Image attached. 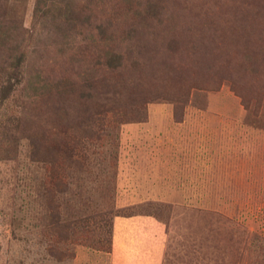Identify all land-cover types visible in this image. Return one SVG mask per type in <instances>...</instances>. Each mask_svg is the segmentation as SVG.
<instances>
[{
  "label": "rangeland",
  "instance_id": "rangeland-1",
  "mask_svg": "<svg viewBox=\"0 0 264 264\" xmlns=\"http://www.w3.org/2000/svg\"><path fill=\"white\" fill-rule=\"evenodd\" d=\"M0 264H264V0H0Z\"/></svg>",
  "mask_w": 264,
  "mask_h": 264
}]
</instances>
